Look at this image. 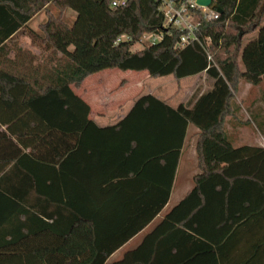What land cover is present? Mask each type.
I'll return each mask as SVG.
<instances>
[{
    "label": "trees",
    "instance_id": "obj_1",
    "mask_svg": "<svg viewBox=\"0 0 264 264\" xmlns=\"http://www.w3.org/2000/svg\"><path fill=\"white\" fill-rule=\"evenodd\" d=\"M112 2L0 0V249L43 233L67 239L77 224L90 221L94 255L87 264H264V148L235 147L226 130L228 119L242 110L240 82L264 83V0H213L222 13L203 20L198 31L201 39H211L209 45L184 49H175L181 32L163 28L156 0H128L122 7ZM67 10L76 13L71 25L64 18ZM42 12L46 21L34 30L30 23ZM146 33H164V38L142 44ZM25 37L40 57L20 46ZM110 69L177 81L206 73L214 83L177 108L144 95L116 125L99 128L90 105L74 90ZM251 113L245 124L254 122L264 136V109ZM190 126L199 130L200 173L193 190L137 248L109 262L170 199ZM95 131L108 138L101 147L109 148V156H157L171 166L158 207L150 214L139 210L137 217L145 216L114 227L122 230L112 237L105 235L112 226L104 224L113 221V210L84 209L80 203L107 199L113 185L123 189L142 182L143 169L136 176L127 168L103 167L99 186H82L70 166L79 156H96ZM147 197L122 193V212ZM0 264L46 262L29 252L1 258Z\"/></svg>",
    "mask_w": 264,
    "mask_h": 264
},
{
    "label": "crops",
    "instance_id": "obj_2",
    "mask_svg": "<svg viewBox=\"0 0 264 264\" xmlns=\"http://www.w3.org/2000/svg\"><path fill=\"white\" fill-rule=\"evenodd\" d=\"M26 41H29L28 38ZM88 79L85 80L86 83ZM190 79H196V94H199V96L213 88L214 81L209 78L206 73L188 77L182 79L181 81H187ZM85 82L83 87H85ZM203 82L206 84L205 86H202ZM82 90L83 93H76V91H74L90 105L92 109L90 118L99 128H107L116 125L130 112L135 102L144 95L151 94L161 101H166L171 98H164L163 96L155 95L154 93H147L140 96L134 102H131L129 106L122 109L120 108V114H117L116 116H106V113L103 112L96 113L95 108L92 105V93L88 92L85 96V88ZM238 94H240V92ZM184 100V97L182 101L179 102H175L174 99H171L169 100V105L173 108H177L180 104L186 103ZM238 103H240L242 107L240 114L237 118H229L228 123H226V130L233 145L235 147L252 146L264 148V136L260 133L259 129L256 127V124L254 122L245 124V122L250 121L252 114L251 112L255 111L256 113L261 108L264 109V105L261 102L258 104L257 100H255L250 102L245 108L240 101ZM259 106H261V108H259ZM248 130L251 133H249ZM198 132L199 130L193 126H190L188 129V136L185 141L184 148L182 149L180 161L176 169L171 196L165 207L142 232L137 234L127 244L116 251L109 259V262L119 261L124 257L127 251L137 248L142 243L145 235L148 234L155 226H157L163 220L165 215L169 213L173 207L177 206L193 190L195 185L194 177L200 173L197 163ZM94 133L95 134L93 135H95V138L92 139L96 143L94 147L96 156H87L86 154L84 156H79V160L71 162L70 166L71 173L80 176L82 186L85 188L89 187L90 185L99 186V181L101 182L102 178H104L102 172L103 167L105 170L127 168L130 173L136 176H138L137 172L143 169L142 177L144 180L142 182H132V184H128V188L123 189L116 188L117 186L113 185L111 187L112 194L107 199L101 197L100 199H96L92 204H89L88 200L80 203V206L84 209L91 207L95 209L103 208L105 210H113V221L104 224V226L113 227L105 229V235L112 237L118 235L119 231L122 230V226L130 225L132 222L141 220V218L145 215L138 218L137 215L139 214V210L145 209L146 213L150 214V211L158 207V204L162 201L163 196H165L168 189L171 166L170 164L167 165V163L162 159H156L157 156H130L127 159L120 158V156H109L106 154L109 148L103 149L101 147L103 146L102 141H106L104 139L108 138H105L102 134H99V131H95ZM109 142L112 143V141ZM110 149L112 150L113 148ZM90 176L93 177L91 181L89 180ZM107 176L108 175H105V177ZM124 192H142L144 194H148L149 197H147L143 203H139L137 201L131 202L128 204L126 210L122 212L121 209L126 206L125 201L121 199L122 193ZM119 226L121 227L120 229L114 228H118ZM36 237L42 238L34 240ZM30 240H32V242H29L27 245H25V243ZM45 240H49V245H45V242H42ZM41 242L42 245L40 244ZM53 244L57 246H53ZM60 245L62 246L61 248L58 247ZM0 252V259L10 257L16 253L24 254L35 252L46 262V264H87L94 255L93 225L90 221H82L76 225L71 236L67 239L54 236L50 233H43L26 239L17 245L0 249Z\"/></svg>",
    "mask_w": 264,
    "mask_h": 264
},
{
    "label": "rangeland",
    "instance_id": "obj_3",
    "mask_svg": "<svg viewBox=\"0 0 264 264\" xmlns=\"http://www.w3.org/2000/svg\"><path fill=\"white\" fill-rule=\"evenodd\" d=\"M49 9L55 15L59 14V11L55 7L50 6ZM46 18L47 16L45 12L40 13L30 23L31 28L38 31L40 24L44 23ZM64 18L66 22L71 25L76 18V13L72 10H67L64 13ZM250 38H252V36L247 37L246 42ZM26 39L27 37L20 41V46L23 50H28L40 57L39 51L31 45L30 39L28 38L29 41H26ZM136 48L140 49L142 46L137 45ZM17 49L20 48L17 47ZM16 51L14 50L11 52L10 58L15 56ZM205 85L206 84L203 82L202 86ZM83 86L84 83L80 88H75L76 93H83V88H85L86 91L85 96L86 93L91 92V100L93 101L92 105L95 108L96 113L103 112L106 113V116H116L117 114H120V108L122 109L129 106L131 102H134L140 96L147 93H154L155 95L163 96L164 98L171 97L168 100L174 99L175 102L182 101L184 97L186 103L196 94V79L177 81L173 76L152 78L147 72L121 71L118 69L99 72L90 77L87 80V83L85 82V87ZM239 92L240 94H237L238 102L240 101L245 108L250 102L255 100L260 104L263 98L264 83L259 86H252L245 81H241L239 84ZM262 104L264 105V103ZM248 132L251 133L249 130ZM40 238L42 237H36L34 240ZM29 242H32V240L25 243V245ZM42 242H45V245H49L50 243L49 240ZM42 242L40 243L41 245ZM53 246L57 245L53 244ZM58 247L61 248L62 246L60 245Z\"/></svg>",
    "mask_w": 264,
    "mask_h": 264
},
{
    "label": "built area",
    "instance_id": "obj_4",
    "mask_svg": "<svg viewBox=\"0 0 264 264\" xmlns=\"http://www.w3.org/2000/svg\"><path fill=\"white\" fill-rule=\"evenodd\" d=\"M128 0H113L112 7H122ZM158 10L163 17V28L168 32L173 30L181 32V37L175 44V49H184L193 43L208 46L211 39L205 40L198 36L203 20L218 18L219 13L211 7H203L198 0H156ZM164 33H146L142 44H156L162 41Z\"/></svg>",
    "mask_w": 264,
    "mask_h": 264
},
{
    "label": "water",
    "instance_id": "obj_5",
    "mask_svg": "<svg viewBox=\"0 0 264 264\" xmlns=\"http://www.w3.org/2000/svg\"><path fill=\"white\" fill-rule=\"evenodd\" d=\"M198 4L203 7H211L216 9L218 13H222V10L214 4L213 0H198Z\"/></svg>",
    "mask_w": 264,
    "mask_h": 264
}]
</instances>
